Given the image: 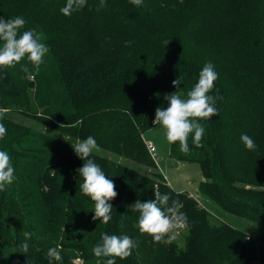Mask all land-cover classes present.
Segmentation results:
<instances>
[{
  "label": "trees",
  "instance_id": "trees-1",
  "mask_svg": "<svg viewBox=\"0 0 264 264\" xmlns=\"http://www.w3.org/2000/svg\"><path fill=\"white\" fill-rule=\"evenodd\" d=\"M105 3L97 11L100 0H87L84 8L65 16L60 9L66 0H0V17H24L21 32L42 33L50 49L38 74L26 58L0 69V109L33 120L26 124L8 115L0 120L7 129L0 151L9 154L15 169L14 182L0 192V264H96L92 248L102 233L126 234L137 242L132 255L116 258V264H264V231L255 237L215 222L199 201L170 185L144 137L160 126L153 121L157 107H168L165 96L176 91L186 96L211 62L218 79L210 94L222 97L219 115L200 121L205 127L201 147L192 143L193 133L190 152L182 153L176 142L170 156L199 164L204 196L264 226V0H237L232 8L225 2L220 7L221 0H177L167 27L154 16L162 7L158 0H143L140 7L129 0ZM217 10L223 11L220 20L212 18L219 28L240 33L237 55L227 54L222 45L194 54L192 31ZM177 15L183 20L181 34L169 24ZM239 25L246 29L240 31ZM138 44L145 45L139 49ZM177 78L182 83L173 87ZM242 134L255 141V150L246 149ZM88 136L104 150L90 158L118 193L109 201L113 219L107 225L92 219L94 202L79 190L84 161L72 144ZM111 154L154 170L148 174ZM155 191L168 194L169 203L180 201L189 229L184 247L173 239L157 244L139 232V214L130 206L155 199ZM26 231L31 233L27 240ZM51 247H58L60 261L47 258Z\"/></svg>",
  "mask_w": 264,
  "mask_h": 264
},
{
  "label": "clouds",
  "instance_id": "clouds-1",
  "mask_svg": "<svg viewBox=\"0 0 264 264\" xmlns=\"http://www.w3.org/2000/svg\"><path fill=\"white\" fill-rule=\"evenodd\" d=\"M137 7L142 6L143 0H129ZM87 0H66V6L60 9L65 16H70L73 12L79 11L86 6ZM105 0H100L97 11L106 8ZM27 20L22 16L4 19L0 17V69L7 70L15 67L23 59L33 66L38 74L40 66L44 63V57L49 53V46L43 42L42 33L34 29L21 32ZM128 41L126 44H130ZM164 45L169 40L163 41ZM23 71H28L27 65H22ZM218 79V73L211 62L205 63L199 72L198 82L187 91L186 96H182L177 91L165 96L168 102L167 108L157 107L155 109V119L153 123L163 128L165 140L169 144L179 143V150L182 153H189V135L193 134L192 143L196 147L202 146V137L205 134V127L201 120H209L213 116L219 115L217 100L222 97L211 95L214 82ZM182 83L181 78L172 81L173 87H178ZM218 91V90H217ZM0 109V120L3 119V112ZM63 126V125H61ZM7 129L0 123V140L6 135ZM241 141L248 150H255V141L247 134L241 135ZM75 154L84 161L83 166L78 169L82 183L79 185L80 192L90 197L94 202L93 220H99L107 225L113 219V206L109 201L118 195L114 182L108 178L102 167L90 156L94 152L100 151L96 139L88 136L86 139L72 144ZM11 158L6 151H0V192L6 190L15 180V169L10 162ZM155 199L146 202L137 200L130 207L133 212L139 214L138 228L141 234L152 237L157 244H168L174 235H170L174 230L188 227L187 215L180 211L182 205L178 199H171L168 194L154 193ZM123 227V225H121ZM30 232H24L27 240ZM100 241L92 248V252L97 257L96 264H116V258L124 260L132 255V250L137 247V242L129 235H115L102 233ZM27 253V243L22 245ZM49 261H60L62 259L58 247H51L47 251ZM106 258V259H105Z\"/></svg>",
  "mask_w": 264,
  "mask_h": 264
},
{
  "label": "rangeland",
  "instance_id": "rangeland-1",
  "mask_svg": "<svg viewBox=\"0 0 264 264\" xmlns=\"http://www.w3.org/2000/svg\"><path fill=\"white\" fill-rule=\"evenodd\" d=\"M158 1L160 3L162 2V4H160L162 7L154 10V16L156 17L157 21L163 22L161 24L162 26L167 27L166 21H168L169 14H171L173 11L172 5L174 6V3H176L177 0H158ZM214 1L216 0H212V2ZM221 1L222 3L220 7H222L224 2L226 6L230 5V8H232L231 6L237 3V0H225V1L221 0ZM154 5L155 4L153 3V6ZM221 12L223 13V11L218 12V10L217 12L212 11V14L208 17L207 21L204 22L197 29L192 31V34L190 35V39H193L192 43L194 46L193 48H191L192 49L191 51H193L194 54L200 55L204 52H215L217 49L220 48L219 45H222L221 50H224L227 54L237 55V53H235L236 48L238 45L241 46V44H239L241 39L240 38L241 36L239 35L240 33L237 32V34L240 36L238 39V35L235 36L236 34L234 35V33L230 29L227 30V26L220 29L219 25L212 18V16L218 15L216 21L220 20L222 14ZM180 19L181 17L177 15V17L171 19L169 22V24L172 23V27H173L170 28L174 29V31L177 34H181V32L184 31V28L181 26L183 20ZM233 25L235 26V23ZM245 26L246 25H239L240 31L241 30L244 31L246 29ZM145 44L142 45L138 44V48L142 49V47H144ZM31 108L33 109L34 107L32 106ZM3 115H8L10 118H13L15 121L23 122L26 124L33 123L32 119L24 116L20 112L5 110L3 112ZM144 137L146 140L153 141L157 145L159 149V157L157 158V164L159 169L166 176L170 185L173 186L178 191L183 190L184 193L187 194L188 196L192 194L196 198V201L197 202L199 201L198 203L202 205V207H205L207 209V211L212 216V219L215 222L217 221L226 222L232 225L233 227L238 228L244 231L245 233L255 237L263 233L264 226L262 224L250 222L249 220L240 218L238 216H235L227 212L217 202L207 198L201 193L198 186L199 181L202 179L201 169L199 164L182 163L173 160L170 156L172 144H169L165 140L163 134V128L161 126L152 127L151 129L147 130ZM98 152L103 153L104 150L100 149V151ZM111 157L130 167H135L139 170H141L140 168H142L143 172H147L148 174H151L154 170V168L150 166H143L141 164H138L130 159H126L121 156H113L111 154ZM188 234H189L188 227H186L181 232L170 233V235L175 236L173 240H175L180 247L185 246L184 240Z\"/></svg>",
  "mask_w": 264,
  "mask_h": 264
},
{
  "label": "built area",
  "instance_id": "built-area-1",
  "mask_svg": "<svg viewBox=\"0 0 264 264\" xmlns=\"http://www.w3.org/2000/svg\"><path fill=\"white\" fill-rule=\"evenodd\" d=\"M146 147H147V150L150 154V156L156 161L157 163V158L159 157V149L157 147V145L153 142V141H149V140H146ZM193 198H195L193 195H191ZM196 199V198H195ZM185 228H181V229H177V230H174V232H181L183 231Z\"/></svg>",
  "mask_w": 264,
  "mask_h": 264
},
{
  "label": "water",
  "instance_id": "water-1",
  "mask_svg": "<svg viewBox=\"0 0 264 264\" xmlns=\"http://www.w3.org/2000/svg\"><path fill=\"white\" fill-rule=\"evenodd\" d=\"M100 243H102V241H100Z\"/></svg>",
  "mask_w": 264,
  "mask_h": 264
},
{
  "label": "crops",
  "instance_id": "crops-1",
  "mask_svg": "<svg viewBox=\"0 0 264 264\" xmlns=\"http://www.w3.org/2000/svg\"><path fill=\"white\" fill-rule=\"evenodd\" d=\"M183 191V190H182ZM190 195H192V194H190Z\"/></svg>",
  "mask_w": 264,
  "mask_h": 264
}]
</instances>
